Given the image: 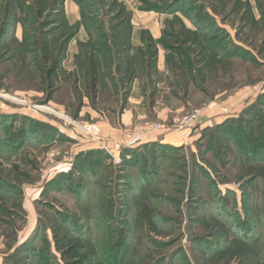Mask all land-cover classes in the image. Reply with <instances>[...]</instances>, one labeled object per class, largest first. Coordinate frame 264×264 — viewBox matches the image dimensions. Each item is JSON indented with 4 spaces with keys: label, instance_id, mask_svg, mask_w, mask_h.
<instances>
[{
    "label": "rangeland",
    "instance_id": "rangeland-1",
    "mask_svg": "<svg viewBox=\"0 0 264 264\" xmlns=\"http://www.w3.org/2000/svg\"><path fill=\"white\" fill-rule=\"evenodd\" d=\"M65 238L264 264V0H0V264H66Z\"/></svg>",
    "mask_w": 264,
    "mask_h": 264
},
{
    "label": "trees",
    "instance_id": "trees-1",
    "mask_svg": "<svg viewBox=\"0 0 264 264\" xmlns=\"http://www.w3.org/2000/svg\"><path fill=\"white\" fill-rule=\"evenodd\" d=\"M241 129V128H240ZM238 130L240 134V138L243 136L241 135L242 130ZM256 126H252L247 131H255ZM236 137V135H235ZM27 135L25 134V130L18 129L17 134H14L13 137L11 136L9 139L10 141H14L11 145L12 148H20L22 147L24 141L26 140ZM246 139V138H245ZM86 245L81 244L80 241L74 240L73 238H65L61 242H58L57 249L61 253L63 260L66 264H95L92 260V253L87 254L85 252ZM40 264H53L50 262L47 256H43V260H39Z\"/></svg>",
    "mask_w": 264,
    "mask_h": 264
},
{
    "label": "built area",
    "instance_id": "built-area-1",
    "mask_svg": "<svg viewBox=\"0 0 264 264\" xmlns=\"http://www.w3.org/2000/svg\"><path fill=\"white\" fill-rule=\"evenodd\" d=\"M13 101V100H11ZM15 103H19V104H23V105H27L30 106V103L26 100L20 99V102L18 101H14ZM193 118H196L195 114H193L192 116H188V118H186L185 122H188L190 120H194ZM75 123V122H74ZM151 126V129H159L161 127L160 124H149ZM81 130L88 135L92 140H96L97 143L100 145V147L107 153L109 154L111 157H113L115 160H119V153L122 150L123 145H121L120 142H118L116 144V147L111 146L109 144H107L106 142H103L100 138V129L95 126V125H86L81 127ZM142 132H137L136 135H129L128 136V140L125 143L127 146H134L137 143L139 144L142 141Z\"/></svg>",
    "mask_w": 264,
    "mask_h": 264
},
{
    "label": "bare ground",
    "instance_id": "bare-ground-1",
    "mask_svg": "<svg viewBox=\"0 0 264 264\" xmlns=\"http://www.w3.org/2000/svg\"><path fill=\"white\" fill-rule=\"evenodd\" d=\"M6 94H7V93H6ZM6 94H5V95L3 94L4 97H5V96H6V97H9V96H8L9 94H8V95H6ZM14 99H15V100H18L17 98H14ZM47 110H48V109H47ZM58 114H59L60 116H63V114H60V113H58ZM64 117H65V116H64Z\"/></svg>",
    "mask_w": 264,
    "mask_h": 264
},
{
    "label": "crops",
    "instance_id": "crops-1",
    "mask_svg": "<svg viewBox=\"0 0 264 264\" xmlns=\"http://www.w3.org/2000/svg\"><path fill=\"white\" fill-rule=\"evenodd\" d=\"M162 142H164V143H169L168 141H166V140H163Z\"/></svg>",
    "mask_w": 264,
    "mask_h": 264
}]
</instances>
